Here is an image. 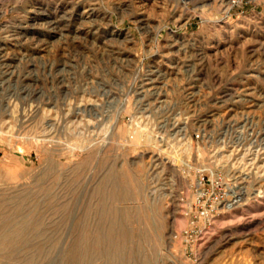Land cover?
Masks as SVG:
<instances>
[{"label": "rangeland", "instance_id": "rangeland-1", "mask_svg": "<svg viewBox=\"0 0 264 264\" xmlns=\"http://www.w3.org/2000/svg\"><path fill=\"white\" fill-rule=\"evenodd\" d=\"M201 169L244 189L194 242ZM114 260L264 264V0H0V264Z\"/></svg>", "mask_w": 264, "mask_h": 264}, {"label": "bare ground", "instance_id": "bare-ground-1", "mask_svg": "<svg viewBox=\"0 0 264 264\" xmlns=\"http://www.w3.org/2000/svg\"><path fill=\"white\" fill-rule=\"evenodd\" d=\"M43 7V6H42ZM39 8V7H38ZM57 8V7H56ZM37 10V9H36ZM88 12V11H87ZM34 13V12H33ZM68 13V12H67ZM49 14V13H47ZM65 14V13H64ZM81 14V13H80ZM68 15V14H67ZM55 20V19H54ZM28 21V20H27ZM64 21V20H63ZM66 21V20H65ZM46 22V21H45ZM50 22V21H49ZM59 22V21H58ZM33 23V22H32ZM51 23V22H50ZM68 23V22H66ZM65 23V24H66ZM60 24V23H59ZM15 25V24H14ZM55 25V24H54ZM31 27H33L31 25ZM52 27V26H50ZM95 28V27H94ZM6 29V28H5ZM60 29V28H59ZM10 30V29H9ZM17 30V29H16ZM63 31V30H62ZM63 33V32H62ZM178 40V39H177ZM179 41V40H178ZM197 43V42H196ZM172 48H174L175 46H178L177 52H181L183 54L182 60L181 62L183 63V67L185 68L184 72L186 73V79L188 81L187 84V102L185 101L184 103L186 105H188L189 107L193 106H197L196 101H198L200 98H197V95L199 93V90H195V88L197 89L199 87V85L197 84L200 80H201V71L199 69L200 64H202L203 62H205L204 57L202 56L201 52H199L198 50L194 49L196 46L195 44H188L187 43H182L180 42V44H177V41H174L172 44H170ZM198 45V44H197ZM5 46V45H4ZM198 47V46H197ZM196 47V48H197ZM189 48H192V50H190ZM203 48V47H202ZM117 49V48H116ZM4 50V49H3ZM124 54V53H123ZM256 54V53H255ZM15 58V57H14ZM221 58V57H220ZM177 59V58H175ZM252 60V59H251ZM13 61V59H12ZM157 66V65H156ZM157 71V73H156ZM251 71V70H250ZM155 74H157L156 77H165V73H162L161 70L157 69V70H150L149 72V77L147 78V82L145 83L144 81L142 82L143 84L141 85L140 89L141 92L144 93V98L141 99H137V107L138 105L140 106V104L142 105V103L144 102V99H146V102H149V106L152 105V103L159 102L160 101V107H164L166 105H163L166 101V99H162V92L160 91H156V90H150V88H158L156 87L155 83L157 82L156 78L154 77ZM5 78V77H4ZM214 80V79H213ZM141 82V81H140ZM139 82V83H140ZM159 85V84H158ZM148 86V87H147ZM147 87V88H146ZM200 87H203V83H201ZM189 90V91H188ZM233 91V90H232ZM231 92V91H230ZM226 93V92H225ZM232 93V92H231ZM113 94V93H112ZM110 94V95H112ZM138 96V95H137ZM140 97V96H139ZM225 97V96H224ZM226 98V97H225ZM159 100V101H158ZM220 100V99H219ZM212 102V101H211ZM220 102V101H219ZM110 103V102H109ZM196 103V104H195ZM45 106V105H44ZM148 109V108H147ZM150 111L155 110V108L150 107L149 109ZM173 110V109H172ZM140 113V112H139ZM95 114V113H94ZM133 124H135V122H140V118L142 117L143 114H141L139 116L138 111L133 113ZM89 116V115H88ZM177 120L175 122H173V126H177V124H180V122L182 121L181 117H177ZM186 120V119H185ZM167 121V120H166ZM200 123V122H199ZM202 123V122H201ZM206 126V123L203 122L202 125H200L199 129H202L203 127ZM171 127V126H170ZM209 128V127H208ZM177 129V128H176ZM131 127H130V132H131ZM136 136V137H135ZM144 138L142 134L139 135L138 131H134L132 138L135 141H139L140 139ZM135 138V139H134ZM251 161V160H250ZM156 162V161H155ZM168 164V163H167ZM154 166V165H153ZM188 180V179H187ZM232 185L234 186V189H238V190H243L244 186L243 183L240 181L239 176L233 177L232 178ZM231 190V189H230ZM246 192V191H245ZM241 194V193H240ZM244 194V192L242 193V195ZM253 194V193H252ZM240 197V196H239ZM260 200V199H259ZM247 205V204H246ZM253 206V205H252ZM248 210V209H247ZM256 212V211H255ZM249 214V213H248ZM247 214V215H248ZM241 215V214H240ZM234 216V215H233ZM220 218V217H219ZM223 218V217H222ZM113 225H111V234L115 233V228ZM131 251V250H130ZM117 252V250H116ZM129 259V258H128ZM149 262V261H148ZM130 263V262H129ZM110 264H120V262L114 260V261H110Z\"/></svg>", "mask_w": 264, "mask_h": 264}, {"label": "built area", "instance_id": "built-area-1", "mask_svg": "<svg viewBox=\"0 0 264 264\" xmlns=\"http://www.w3.org/2000/svg\"><path fill=\"white\" fill-rule=\"evenodd\" d=\"M205 171L207 170H199L192 184L194 212L190 227L183 232L186 239L191 238L194 242L206 234L222 210H225L227 206L232 207L239 201L240 195L237 194L234 200H229L227 189L230 190L234 186L231 187L230 182L226 184V187L224 186L223 176L219 174V170H211L209 173Z\"/></svg>", "mask_w": 264, "mask_h": 264}]
</instances>
